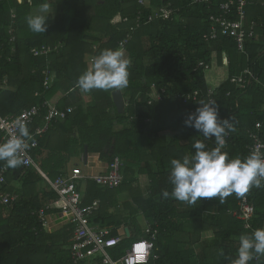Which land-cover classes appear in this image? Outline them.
Returning <instances> with one entry per match:
<instances>
[{"label": "trees", "instance_id": "16d2710c", "mask_svg": "<svg viewBox=\"0 0 264 264\" xmlns=\"http://www.w3.org/2000/svg\"><path fill=\"white\" fill-rule=\"evenodd\" d=\"M237 1L0 0V115L18 117L24 110L39 107L40 114L30 129L40 121L45 123L47 109L42 108L43 103L56 101L54 98L61 95L58 109H75V115L68 114L63 121L64 126L78 128L77 141L70 143L80 144L82 150L87 147L89 154L99 155L102 161L112 162L116 157L124 160L127 168L123 185L128 188L133 185L132 172L139 170V176L150 180L148 186L138 187L135 182L142 191L129 195L137 210H131L134 207L127 202L123 207L124 212L129 211L127 216L110 215L105 209L116 206L120 195H105L115 190H103L91 182L88 185V191L97 195H84V206L101 202L95 221L103 227L128 228L134 238L111 248L112 260L124 256L133 241L149 238L139 222L140 214L158 232L155 255L159 259L152 260L155 264H230L236 258L239 237L264 227V185L249 193L256 208L251 230H245L243 222L230 213L239 207L236 194L224 203L213 197L201 198L195 205L162 195L164 190L172 191L168 179L171 159L194 154L193 143L204 140L201 133L184 125L187 115L200 107L197 101L185 102L184 96L199 91L207 102L209 85L214 86L213 100L219 118L235 126L223 149L229 158H243L250 153L252 139L246 132L256 123L262 124L260 132L264 134V0H247L243 25L249 31L254 24L255 35L243 52L232 36L223 35L221 24L216 21L224 14L222 6L226 4L231 7L229 21H241ZM42 3L49 5L47 30L34 33L29 30L27 18ZM168 4L174 12L160 17ZM139 13L144 18L137 27ZM214 34L216 38L212 37ZM46 47L52 49L49 55L34 56L35 51ZM117 48L131 59L128 86L120 89L127 104L124 114H119L114 105V90H93L87 94L90 101L85 102L84 93L76 87L79 76L91 67L97 55ZM200 62L209 65L210 72L198 67ZM246 69L252 70L258 82L250 83L244 90L237 89L230 79ZM49 71L57 75L50 88L45 85ZM153 86L159 91L165 89L163 100L152 102ZM248 100L250 105L245 104ZM148 119L152 123H146ZM58 120L61 119L52 122ZM52 130L50 127L37 134L32 127L30 142L37 143L31 153L33 160L40 148L47 146ZM3 138L0 131V143L5 141ZM204 142L207 148L216 146L214 140ZM62 151L56 149L42 164L51 180L68 175L65 158L60 160ZM2 167L0 162V171ZM34 169L8 168L0 183V264H101V256L77 263L73 259L74 225L66 224L52 232L43 229L39 210L47 204L53 206L58 197L52 187L42 202L24 196L33 191L31 176L37 173ZM122 189L123 186L118 188L117 194ZM145 189L149 191L147 195ZM116 229L111 237L119 235ZM250 264H264V257Z\"/></svg>", "mask_w": 264, "mask_h": 264}, {"label": "clouds", "instance_id": "9594fccd", "mask_svg": "<svg viewBox=\"0 0 264 264\" xmlns=\"http://www.w3.org/2000/svg\"><path fill=\"white\" fill-rule=\"evenodd\" d=\"M49 14L48 3H42L37 12L27 18L29 30L44 33ZM130 65L131 59L123 49H105L93 59L91 67L79 76L76 87L84 94L93 90L124 89L129 83ZM199 105L187 115L184 125L201 133L204 140L193 143L194 154L171 159L168 179L172 191L164 190L163 197L190 205H195L201 198L218 197L224 203L232 194L244 196L252 188L264 185V152L252 151L243 158H229L228 152L223 149L226 137L235 131L234 123L219 118L215 100L201 101ZM14 124L17 135L0 143V162L10 169L22 166L28 141L33 140L26 122L17 119ZM208 140H214L216 146L207 148L204 141ZM220 254L223 255V250ZM260 257H264V228L239 237L237 255L230 260V264H250Z\"/></svg>", "mask_w": 264, "mask_h": 264}, {"label": "built area", "instance_id": "2783aa9c", "mask_svg": "<svg viewBox=\"0 0 264 264\" xmlns=\"http://www.w3.org/2000/svg\"><path fill=\"white\" fill-rule=\"evenodd\" d=\"M199 1H209V0H194V2ZM144 5L145 2L142 1ZM247 5V0H238L237 1V10L240 16L241 21L231 22L227 18V15L230 13V5H223L224 14L218 18L216 21L221 24L223 35L232 36L236 43L239 51L243 52L245 50V45L247 41L253 38L255 35L253 26L250 27L249 31L244 29L243 21L246 19L245 7ZM161 12L164 15L160 17H168L174 12V8L170 4L166 8L162 9ZM158 16V15H156ZM141 13L137 15L136 24L137 27L140 26V22L143 20ZM151 18V17H150ZM213 19V18H212ZM125 21H128L125 19ZM152 21V20H151ZM13 29L10 31L12 33ZM216 38L214 34L212 36ZM12 42L15 41V37L12 36ZM122 47L124 43L120 44ZM51 48H42L39 51L34 52L35 57L47 56L51 53ZM59 47L55 48V51H58ZM198 67H204L205 71H209L210 66L200 62ZM258 82V78L250 69H246L239 76H235L230 79V83L235 85L237 89L244 90L250 83ZM53 80L50 79V82H46L48 87L51 86ZM215 90L213 88L209 89L207 94L208 100H213V95H215ZM166 91L161 89L159 92H156L153 101L163 100L162 94ZM229 95V94H228ZM205 98L201 92L196 91L192 94L184 96L185 102L193 100L199 103ZM150 101L149 104H152ZM42 108L47 109L45 115V125L42 128L37 129V134L45 133L49 130L52 121L54 119H65L66 116L73 112L72 108L66 109V111L59 110L57 108V103L53 101H46L43 103ZM40 114L39 107H32L30 109L24 110L18 117L6 116L2 117L0 115V131L4 134L3 140H7L10 136L17 135V130L14 122L17 119H21L26 122L29 127L33 122L35 117ZM262 124L260 122L255 124V127L248 131L250 138L252 139V145L250 146V152L259 151L264 152V140L262 139L260 129ZM230 135V133H229ZM229 135L226 137H229ZM28 148L26 153L23 156L24 163L22 166L25 167H35L37 168L31 153L32 149L37 147L36 142L28 141ZM124 164L120 158H115L107 167L106 171L100 174H89L84 173L81 168H73L70 173L65 177H59L55 180H51L47 175L42 173L44 179L49 182L52 189L56 192L58 200L55 202L59 211L56 213L57 220L63 223H69L74 225V235H73V259L76 263L79 260L89 259L93 260L96 258H101V264H155L152 262L153 259L158 260L159 257L155 255L157 250L155 245V240L157 238V230L150 226L147 230V233L150 234L149 238H141L134 241L131 246L128 248L125 256L120 259V261H114L109 255V250L116 247L122 241L121 238L111 237L110 230L108 228H101L93 224L92 216L99 210L100 202L95 201L89 206H84V195L81 194L79 190L80 181L92 180L97 185L108 188L116 189L119 188L123 182ZM8 171V168L2 167L0 171V183L4 182V175ZM40 171V170H39ZM252 189L246 193L244 196H239L238 209L232 211V215L237 219L245 223V227L248 230H251L252 223L254 222L256 215V208L252 201L250 200V194ZM5 203L9 202L8 198H5ZM53 206H47L39 212V219L44 227H50L49 215L51 208ZM56 207V206H55ZM264 228V227H263ZM255 230V229H254ZM253 230V231H254ZM101 256V257H100Z\"/></svg>", "mask_w": 264, "mask_h": 264}, {"label": "crops", "instance_id": "0c3cea01", "mask_svg": "<svg viewBox=\"0 0 264 264\" xmlns=\"http://www.w3.org/2000/svg\"><path fill=\"white\" fill-rule=\"evenodd\" d=\"M36 11L37 10L34 9L32 11V14L34 15V13ZM44 57H46V56H44ZM223 58L226 59V56H224ZM225 62L227 63V59H226ZM52 78H54V79H53V83L51 84L50 87H53V85L56 83L57 75L53 71H49L47 73V77H46V81L45 82H48V81L50 82V79H52ZM209 86L211 88L214 87L212 85H209ZM46 87H48V86L46 85ZM50 87H48V88H50ZM152 89L154 90V95H153V99H154V96H155L156 92H158L159 90H157L156 86H153ZM115 91H121V90H114L113 92H115ZM37 94H39V93H36V95ZM60 96L61 95L56 96L54 98V99H56V101H53L54 103H57V106H58V103H59L60 98H61ZM112 98H113V95H112ZM84 101L85 102H89L90 101V98L87 96V94H84ZM245 104L250 105L251 104V100L246 101ZM125 105L127 106L126 100H125ZM126 106H125V112H126V109H127ZM71 108L74 110L72 113H70L71 114V117H73L75 115L74 114L75 113V109L73 107H71ZM66 118H67V116H66ZM66 118L65 119H61V120H58L57 123L56 122H52V124H51L50 127L53 128V130L50 131L51 132L50 133V139L46 141V145L47 146H45V148L44 147L43 148L41 147L40 148L41 149L40 150L41 152H37V154H36V156L34 158V161H35L36 166H37V168L34 169V170H36L39 175L36 172H33L32 176H31V178H32L31 182H33V185H32L33 191H32V193L30 195H24V194H22V195H24L25 197H27L31 201H32V198H37L39 201L42 202L44 200V198L46 197L45 194L50 193V187H51V185L49 184L48 181H46L44 179L42 173H44L48 177H49V175H48V173H46L45 171H43L42 164L47 159L48 155L50 153H52L53 151H56V149L57 150L58 149L60 150V148H62V150H63L62 151L63 156H60V160L63 159V157L65 158V161H66V164H65V172L66 173H70L73 168H81L84 173H89V174L96 175V174H100V173H103L104 171H106V167L111 163V162H106V161L100 160L99 155L89 154L87 147H85V149L82 150L80 144L70 143V142H72V140L78 139V128H77V126H74V125H72V126H64L63 125L64 124L63 121L66 120ZM41 122L42 121H40L39 125L38 124L37 125H33L32 127L35 128V129L42 128L45 125V123H41ZM145 122L146 123L147 122L148 123H152V121H150L149 119L146 120ZM32 127L29 129V131H32ZM246 133L248 135V130H247ZM262 135L264 136L263 133H261V136ZM170 136L171 135L169 134L168 135V139L171 138ZM263 136H262V138H263ZM263 140H264V138H263ZM86 148H87V151H86ZM116 158H119V157H116ZM124 163L125 162H123V164ZM82 165H85V167H83ZM133 165H135V164H133ZM131 167H133V166H131ZM126 168L127 167L124 164L123 176L125 174ZM132 173H134L133 176H132L133 177V180H134L133 181V185L131 186V188H128L126 185L124 186L123 185L124 184V179H123V182H122V184L120 186V187L123 186V189L118 194H117V189L118 188H116V189H108V188H104V187H101L100 186L103 190H106V189H108V190H115V191L109 192L107 194L105 193V195H120V196H122V199H118V201L116 203V206H109V207L105 206V209L107 210V213H109L110 215L122 214V216H127L129 214V211H125L124 212L125 209H123V207L126 205L127 202L129 203L130 206L134 207V209L131 208V210H134V211L137 210L135 208V206L130 203L131 202V197L129 195H138V193L140 191H142L141 188H140V190L137 189L140 186V184H145V185L148 186V184H150V180H147L146 178H143V176H141V175L139 176V170L138 171H135V172H132ZM90 182L93 183V185H95L94 184L95 182L92 181V180L80 181L79 182V190H80V192H81L82 195H97L96 192H89L88 191V185H89ZM135 182L137 183L138 187L135 184ZM20 185L21 184H18V186H20ZM14 186H16V185H14ZM120 187H119V189H120ZM147 193H149V191L147 189H145V194L147 195ZM96 201H99V200H96ZM49 202H51V201H49ZM53 205H54V208H51V210H50V212L48 214L49 215L50 227L46 228V227L43 226V229H45V231H47V232L55 231V230H57V229L65 226L66 224H69V223H63V222H60V221L57 220L56 213L59 211V209L57 208V204L56 203H54ZM47 206H50V204L45 205L42 209L46 208ZM54 209H55V211H54ZM41 210H39V212ZM98 211L96 213H98ZM96 213L92 216V218H93L92 219L93 224L96 225V226H98V227H101V228H108L110 230L111 234H112L113 230L116 229V228H114V227H103V226H101L98 222L95 221V217L97 216ZM38 218H39V213H38ZM144 223H145V225L147 227L152 226L154 229L156 228L154 225H151V223H149L148 221H145ZM243 224H244L245 230H248V229H246L244 222H243ZM126 229H128V228H119V229H116V230H118V233H119V235L117 236V238H121L122 239L121 242L125 241L126 239H129L128 242H131L132 240H134V238H131V234L129 236L130 238L128 237V235L126 233ZM124 230H125V233H123ZM143 230H144L143 232H146V234H147V230L146 231H145V229H143ZM129 233H130V231H129ZM139 239H141V238H139ZM145 239H147V238H145ZM128 248L126 249L125 254H126ZM124 256H122L118 260H114V261H120V259H122Z\"/></svg>", "mask_w": 264, "mask_h": 264}, {"label": "water", "instance_id": "95a60500", "mask_svg": "<svg viewBox=\"0 0 264 264\" xmlns=\"http://www.w3.org/2000/svg\"><path fill=\"white\" fill-rule=\"evenodd\" d=\"M112 95H113V101H114V104H115V107L118 113L124 114L126 105H125V99H124L123 93L121 91H115L113 92ZM86 151H87V148H86ZM126 233L129 237L130 236L129 229H126Z\"/></svg>", "mask_w": 264, "mask_h": 264}, {"label": "rangeland", "instance_id": "374dc122", "mask_svg": "<svg viewBox=\"0 0 264 264\" xmlns=\"http://www.w3.org/2000/svg\"><path fill=\"white\" fill-rule=\"evenodd\" d=\"M36 12H37V11H36ZM36 12H35V13H36ZM35 13H34V14H35ZM82 166L85 167V165H82ZM118 197H119V199H122V196H118ZM140 215H141V214H140ZM140 215H139V222L141 223V227H142V229H145V231H146V230H148L149 227H147V226L145 225V223H144L145 220L143 219L142 216H141V218H140ZM206 237H208V235H206ZM129 238H130V237H129ZM131 238H133V236H132Z\"/></svg>", "mask_w": 264, "mask_h": 264}]
</instances>
